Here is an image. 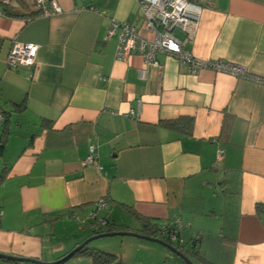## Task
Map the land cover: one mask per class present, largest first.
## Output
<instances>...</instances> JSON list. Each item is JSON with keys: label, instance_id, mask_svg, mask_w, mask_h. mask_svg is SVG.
<instances>
[{"label": "crops", "instance_id": "0c3cea01", "mask_svg": "<svg viewBox=\"0 0 264 264\" xmlns=\"http://www.w3.org/2000/svg\"><path fill=\"white\" fill-rule=\"evenodd\" d=\"M8 1L0 0V255L55 262L94 235V214L138 234L142 220H179L185 242L201 234L195 249L208 263L264 264V83L255 80H264V0L200 1L183 46L254 79L189 74L164 52L158 68L136 53L117 60L110 19L150 38L135 0H55L63 12L53 17L39 16L31 0ZM15 42L38 46L32 68L7 66ZM181 117L192 119L189 135L162 125ZM90 145L97 160L86 167ZM99 199L109 207L96 209ZM91 249L122 264L171 259L132 236ZM60 264L92 261L73 255Z\"/></svg>", "mask_w": 264, "mask_h": 264}, {"label": "built area", "instance_id": "2783aa9c", "mask_svg": "<svg viewBox=\"0 0 264 264\" xmlns=\"http://www.w3.org/2000/svg\"><path fill=\"white\" fill-rule=\"evenodd\" d=\"M135 1L142 13L143 28L150 38L143 37L141 31L133 25L110 19L107 36L117 39L115 51V58L117 60H125L130 54L136 53L142 57L146 65L158 68L160 65L155 55L164 52L177 59L189 74H194L202 69H210L216 73H224L243 79H254L242 66L223 60H199L194 58L183 47L184 43H191L193 41L202 12L199 2H209L212 0ZM2 2L10 5L8 0H2ZM30 2L39 16L53 17L63 12L55 0H31ZM79 10H85V7H81ZM175 31L183 34V41L174 35ZM37 52L38 46L35 44L15 42L7 57V66L11 69L32 68L36 63ZM255 80L264 83L262 79L255 78ZM222 153L223 151L219 149L216 158L220 159ZM96 160V147L90 145L88 155L83 161V166H92ZM95 207L96 209H107L109 205L105 199H99L95 202ZM1 216L2 212L0 210V221ZM73 218L78 220L75 216ZM89 220H95L99 226H106V220L96 219L94 214L89 216ZM183 227L185 226L179 220H171L165 225L158 227L156 234L159 238H167L170 242H176L177 234Z\"/></svg>", "mask_w": 264, "mask_h": 264}, {"label": "trees", "instance_id": "16d2710c", "mask_svg": "<svg viewBox=\"0 0 264 264\" xmlns=\"http://www.w3.org/2000/svg\"><path fill=\"white\" fill-rule=\"evenodd\" d=\"M7 14L12 15L11 12H7ZM162 125L166 128H169L171 130H175V131L182 133L184 135H189L191 132V128H192V119L189 117H181L177 120L164 122V123H162ZM3 135H4V133H3ZM1 141H2V139H1ZM0 148H2V146ZM3 180H4V174H1L0 175V184L2 183ZM142 221L144 222V228L142 231H140L141 235L149 236L151 238H158V239L164 241L165 243L173 246L179 252H181L188 260H190L192 262V264H196L195 261L201 262L202 264H211V263H208L206 259H202L199 252L196 251V249H195L197 244L199 243V241L201 239V234L197 233L188 242H185L183 239V230H184V227H183V229L177 234V241L176 242H170L167 238H159L157 236L156 229L158 228V226L156 223L154 224V223H149V222L144 221V220H142ZM96 227H98V229L93 230L94 234L116 232V231H114V230H116V228L113 227V225H110V223H108L107 221H106V226H104V227L96 226ZM196 237H198V238H196ZM168 252L170 253L169 250H168ZM170 254L173 255L172 253H170ZM74 255H88L91 258L92 264H122L121 261L115 255H113L111 253L91 249V248H88L87 246H85L84 248H82L81 250L76 252ZM173 256H175V255H173ZM194 257L199 258V259H193ZM177 259L182 264H185L178 257H177ZM5 261L10 262L11 264H29V263H22V262L9 261V260H5ZM161 264H171L170 259H165V261Z\"/></svg>", "mask_w": 264, "mask_h": 264}, {"label": "water", "instance_id": "95a60500", "mask_svg": "<svg viewBox=\"0 0 264 264\" xmlns=\"http://www.w3.org/2000/svg\"><path fill=\"white\" fill-rule=\"evenodd\" d=\"M115 236H132L136 237L145 241H149L152 243L159 244L163 247H165L167 250L170 251L173 255L181 259L185 264H192L190 260H188L181 252H179L176 248L173 246L165 243L164 241L158 239V238H151L149 236L141 235L138 233H131L127 231H118V232H109V233H100V234H94L90 237H88L86 240H84L80 245H78L73 251H71L69 254H67L65 257L52 262V263H45L42 261H39L37 259H27V258H19V257H11V256H6V255H0V258L4 260H9V261H16V262H22V263H29V264H59L61 262H64L68 260L71 256H73L76 252L87 246L91 241L99 238H107V237H115Z\"/></svg>", "mask_w": 264, "mask_h": 264}, {"label": "rangeland", "instance_id": "374dc122", "mask_svg": "<svg viewBox=\"0 0 264 264\" xmlns=\"http://www.w3.org/2000/svg\"><path fill=\"white\" fill-rule=\"evenodd\" d=\"M102 239H107V238H99V239H95V240L91 241V242L87 245V247L92 248L93 243H96V241H99V240H102ZM170 257H171V259H170L171 264H182V263L177 259V257H175V256H173V255H171V254H170ZM196 264H197V263H196Z\"/></svg>", "mask_w": 264, "mask_h": 264}]
</instances>
